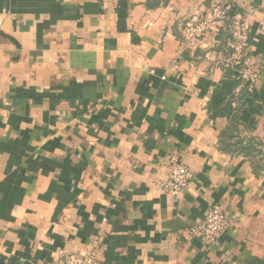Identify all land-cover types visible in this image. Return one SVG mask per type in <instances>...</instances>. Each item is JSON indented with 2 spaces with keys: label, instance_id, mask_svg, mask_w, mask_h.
<instances>
[{
  "label": "crops",
  "instance_id": "crops-1",
  "mask_svg": "<svg viewBox=\"0 0 264 264\" xmlns=\"http://www.w3.org/2000/svg\"><path fill=\"white\" fill-rule=\"evenodd\" d=\"M213 1L250 19L261 112L234 131L240 82L213 102L239 80L227 33L185 47L184 24ZM126 4L120 22L118 0H0V264H63L61 249L99 264H264V0ZM170 156L194 171L176 197L160 185ZM212 207L231 219L215 245L189 234Z\"/></svg>",
  "mask_w": 264,
  "mask_h": 264
},
{
  "label": "built area",
  "instance_id": "built-area-1",
  "mask_svg": "<svg viewBox=\"0 0 264 264\" xmlns=\"http://www.w3.org/2000/svg\"><path fill=\"white\" fill-rule=\"evenodd\" d=\"M249 29L250 19L245 10L237 9L229 2L213 1L184 24L185 47L194 50L202 39L226 32V66L236 71L241 88L252 91L256 88L258 73L254 58L249 53ZM163 164L166 175L160 185L168 195L176 197L192 181L194 171L175 156L166 158ZM230 223V217L219 208H208L204 218L189 228V234L200 236L215 245ZM58 253L63 264H99L92 250L76 252L61 249Z\"/></svg>",
  "mask_w": 264,
  "mask_h": 264
},
{
  "label": "trees",
  "instance_id": "trees-1",
  "mask_svg": "<svg viewBox=\"0 0 264 264\" xmlns=\"http://www.w3.org/2000/svg\"><path fill=\"white\" fill-rule=\"evenodd\" d=\"M126 10H127V4L126 0H118V9L117 14L119 21L121 22L124 17L126 16ZM232 70V73H236L234 69ZM236 82V81H235ZM234 81H221L220 85L218 86V89L216 91V96H214L213 102L215 105L222 102L225 99V94H229L232 87L235 84H238L240 81L235 83ZM241 93L239 95V99H235L234 97L229 98L227 101L229 111L228 114L231 117L232 125L230 129L234 131L236 128V125L238 123H244L247 126H251L255 121V116L260 114L261 107L260 105L254 103L256 99V92L255 89L252 91L247 90L246 88H242ZM234 98V100L241 101V107H238L237 109H233L231 106V100ZM248 103V108H243L244 103ZM239 121V122H238ZM235 123V124H234ZM237 146L239 147V151L241 153L251 155L255 154L257 152V147L260 145L258 140L253 137H240V133H237L235 135ZM244 142V143H243Z\"/></svg>",
  "mask_w": 264,
  "mask_h": 264
}]
</instances>
